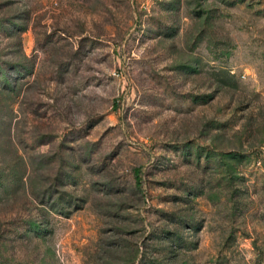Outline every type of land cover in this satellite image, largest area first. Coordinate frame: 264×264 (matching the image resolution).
<instances>
[{
  "label": "rangeland",
  "instance_id": "1",
  "mask_svg": "<svg viewBox=\"0 0 264 264\" xmlns=\"http://www.w3.org/2000/svg\"><path fill=\"white\" fill-rule=\"evenodd\" d=\"M0 264H264V0H0Z\"/></svg>",
  "mask_w": 264,
  "mask_h": 264
}]
</instances>
